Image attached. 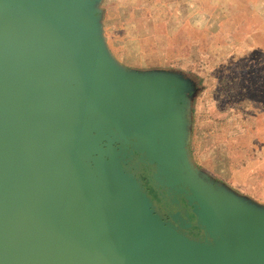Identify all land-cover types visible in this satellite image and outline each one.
Wrapping results in <instances>:
<instances>
[{
	"label": "water",
	"instance_id": "95a60500",
	"mask_svg": "<svg viewBox=\"0 0 264 264\" xmlns=\"http://www.w3.org/2000/svg\"><path fill=\"white\" fill-rule=\"evenodd\" d=\"M98 2L0 0V264H264V207L190 159L193 82L121 68Z\"/></svg>",
	"mask_w": 264,
	"mask_h": 264
},
{
	"label": "rangeland",
	"instance_id": "374dc122",
	"mask_svg": "<svg viewBox=\"0 0 264 264\" xmlns=\"http://www.w3.org/2000/svg\"><path fill=\"white\" fill-rule=\"evenodd\" d=\"M141 2L144 12L158 3V46L146 50L147 69L193 82V165L264 204V0Z\"/></svg>",
	"mask_w": 264,
	"mask_h": 264
},
{
	"label": "crops",
	"instance_id": "0c3cea01",
	"mask_svg": "<svg viewBox=\"0 0 264 264\" xmlns=\"http://www.w3.org/2000/svg\"><path fill=\"white\" fill-rule=\"evenodd\" d=\"M152 8L144 12L141 0H99L98 2L97 10L105 46L114 61L126 71L136 73L162 71V69H147L153 57L152 53L146 50L157 48L160 32L158 3L156 10ZM123 63L137 67H127ZM225 187L264 207V204L249 196L229 186Z\"/></svg>",
	"mask_w": 264,
	"mask_h": 264
},
{
	"label": "flooded vegetation",
	"instance_id": "af4514ba",
	"mask_svg": "<svg viewBox=\"0 0 264 264\" xmlns=\"http://www.w3.org/2000/svg\"><path fill=\"white\" fill-rule=\"evenodd\" d=\"M151 194L155 197V195L153 194V191L151 190ZM184 206H185V203H184ZM161 209H163V208H161ZM193 232V231H192Z\"/></svg>",
	"mask_w": 264,
	"mask_h": 264
}]
</instances>
